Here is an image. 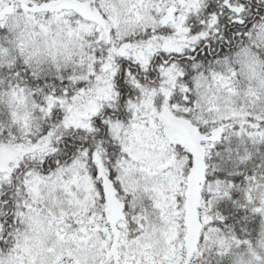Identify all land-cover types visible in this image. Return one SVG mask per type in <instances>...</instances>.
Returning a JSON list of instances; mask_svg holds the SVG:
<instances>
[{
    "label": "snow or ice",
    "instance_id": "1",
    "mask_svg": "<svg viewBox=\"0 0 264 264\" xmlns=\"http://www.w3.org/2000/svg\"><path fill=\"white\" fill-rule=\"evenodd\" d=\"M0 264H264V0H0Z\"/></svg>",
    "mask_w": 264,
    "mask_h": 264
}]
</instances>
